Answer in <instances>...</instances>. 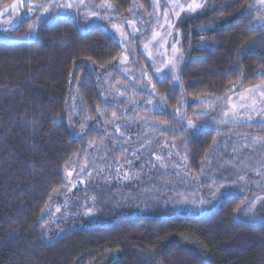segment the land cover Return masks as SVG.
Masks as SVG:
<instances>
[{"label":"trees","instance_id":"obj_1","mask_svg":"<svg viewBox=\"0 0 264 264\" xmlns=\"http://www.w3.org/2000/svg\"><path fill=\"white\" fill-rule=\"evenodd\" d=\"M12 1L0 0V8ZM111 2L119 15L134 3L150 8L149 0ZM250 2L210 0L200 14L180 19L182 45L190 47L182 88L152 80L166 113L152 114L151 120L174 123L169 112L181 95L222 100L239 80L243 88L264 80L258 75L264 72V26L254 27L252 17L243 14ZM31 21L22 18L0 33L15 40L0 41V264H264V218L233 219V209L243 204L236 194L223 195L203 215L113 216L44 242L41 214L62 189L70 158L91 138L89 132L76 136L69 125L72 90L78 115L94 117L103 110L95 70L111 66L121 47L100 26L84 31L75 20L59 18L30 30ZM195 50L198 56L192 58ZM215 136L216 130L206 128L187 137L194 174ZM260 177L264 182V170Z\"/></svg>","mask_w":264,"mask_h":264},{"label":"rangeland","instance_id":"obj_2","mask_svg":"<svg viewBox=\"0 0 264 264\" xmlns=\"http://www.w3.org/2000/svg\"><path fill=\"white\" fill-rule=\"evenodd\" d=\"M149 1L147 11L134 3L124 15L115 12L112 2L110 9L97 7L102 0H84L83 4L80 0H56L73 7L53 6L47 13L42 6L51 0H13L0 8V33L14 28L22 18H32L34 30L44 21L71 18L84 31L100 26L121 47L111 66L95 70L103 110H96L94 117L85 112L78 115V96L76 89L72 90L68 101L69 125L76 136L89 132L91 138L70 158L62 172V189L54 192L41 214L40 230L45 243L86 224L107 223L113 216L203 215L214 209L225 194L243 198L233 219L256 223L264 218V182L260 177L264 170V141L254 142V138L264 137V115L238 108L233 116L231 110L233 104L251 105L253 98L257 100V110L264 108L258 94L264 88L245 92L264 80L244 88L239 80L222 100L186 99L181 95L177 106L169 112L174 123L163 124L160 118L151 120L152 114L166 113L165 99L158 95L152 80L167 79L171 89L182 88V68L190 47L184 49L182 45L180 19L200 14L210 0H205V7L194 13L176 7L177 3L187 5L191 0ZM29 3L34 7L32 12L28 11ZM165 12L171 27L165 23ZM175 12L180 15L177 17ZM243 14L252 17L254 27L264 26V21L256 19L264 16L257 0H251ZM114 24L122 28L127 39L112 27ZM153 32L159 33L155 39ZM0 41L15 40L0 35ZM203 44L204 41L195 47L201 49ZM196 56L195 50L191 57ZM169 61L175 63V70ZM258 75L264 72L259 71ZM242 96L246 98L241 99ZM181 127L185 129L182 131ZM206 128L216 130V136L194 174L189 168L187 137ZM176 132L185 136L180 134L172 139ZM253 201L255 207L248 213Z\"/></svg>","mask_w":264,"mask_h":264},{"label":"snow or ice","instance_id":"obj_3","mask_svg":"<svg viewBox=\"0 0 264 264\" xmlns=\"http://www.w3.org/2000/svg\"><path fill=\"white\" fill-rule=\"evenodd\" d=\"M21 2H22V0H21ZM80 3L83 4L84 3V0H80ZM257 3L261 6L262 9H264V0H257ZM53 6H55V7H61V8H72L73 7V4H71V3L59 4V3H56V0H51V2L47 6H42V11L45 12V13H47L49 11V9L51 7H53ZM27 7H28V11L29 12L34 11V7H33V5L31 3H29L27 5ZM97 7L109 8L110 9V8L113 7V5L111 3V0H102V3L99 4V5H97ZM176 7H179L181 11H187L189 13H194L197 10L202 9L203 7H205V0H191V2L190 3H187V5L177 3L176 4ZM250 7H251V5H250ZM174 14L178 17L180 15V12H175ZM91 15H97V13H91ZM164 15L166 17L165 23H168L169 24V27H171V24L167 20L168 13L165 12ZM256 19H259L261 21H264V16H258V17H256ZM131 24H132V22L129 21V25H131ZM28 27H29L30 30H34V25H31L30 24ZM112 27L117 32H119L120 35L124 39H127V34L122 30V28L120 26L114 24ZM161 27H163V25H161ZM157 35H159V33L153 32V39H155ZM145 47L147 48L148 45L146 44ZM173 50L174 51H177V49H175V46H174ZM124 60H127V56L124 57ZM168 63L171 65V67L173 68V70H175V68H176L175 63H173L172 61H169ZM157 71H159V69H157ZM173 79L176 80V79H178V77L173 76ZM261 88H264V82H262L261 84L255 85L252 88L246 89L245 92L246 93H251V92H253L255 90H259ZM258 94H259L260 101L261 102H264V91H259ZM245 98L246 97H244V96L241 97V99H245ZM149 103H152V101H149ZM256 103H257V100L255 98H253L251 105H246V104H243V103H241L239 105L233 104L232 105V109H231L233 116L236 115L238 108L239 109L249 108L255 115H264V108L257 110L255 108ZM226 115H227V113H226ZM252 118H253L252 115H250L248 117L249 120H251ZM189 125L192 126L191 121H189ZM262 141H264V137L254 138V142H262ZM69 176H71V173H69ZM243 179H244V177L241 176L240 177V180H243ZM260 199H261L260 197H257V200H260ZM241 203H243V201H241ZM255 203L256 202L253 201L252 206L251 207H248V209H247V212L248 213H252L253 208L255 207ZM239 207H240V205H237V208L236 209H233V211L234 212L237 211L239 209ZM89 211H91V210H89ZM253 218H254V216H253Z\"/></svg>","mask_w":264,"mask_h":264}]
</instances>
